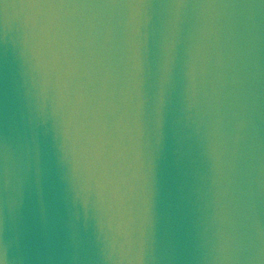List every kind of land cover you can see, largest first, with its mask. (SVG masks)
<instances>
[{
	"label": "water",
	"instance_id": "water-1",
	"mask_svg": "<svg viewBox=\"0 0 264 264\" xmlns=\"http://www.w3.org/2000/svg\"><path fill=\"white\" fill-rule=\"evenodd\" d=\"M0 264H264V0H0Z\"/></svg>",
	"mask_w": 264,
	"mask_h": 264
}]
</instances>
